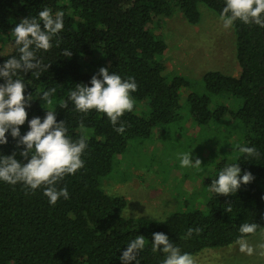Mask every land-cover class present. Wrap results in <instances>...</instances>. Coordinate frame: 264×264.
Instances as JSON below:
<instances>
[{
    "label": "trees",
    "instance_id": "16d2710c",
    "mask_svg": "<svg viewBox=\"0 0 264 264\" xmlns=\"http://www.w3.org/2000/svg\"><path fill=\"white\" fill-rule=\"evenodd\" d=\"M198 4L220 16L225 0H0V35L12 44L0 55V64L18 56L11 33L20 20L37 17L45 7L53 14L64 13L59 46L54 39L52 49L37 53L44 64H50L47 71L39 79L30 72L16 78L26 84L25 95L55 89L51 107L57 122L65 121L73 140L83 135L88 143L82 156L85 166L57 184V188L67 187L69 198L61 197L54 206L43 189L33 193L22 184L0 181V264H122V252L138 235L145 237V248L136 257L139 264H162L165 255L152 251L153 233H164L182 253L194 255L238 242L242 223H257L256 233L264 228V28L255 24L236 21L231 27L238 75L206 71L203 92L190 91L184 99L187 114L196 125L222 127L228 116L230 124L224 130L227 136H234L230 158L213 162L211 172L201 180L202 204L195 206L189 200L184 208L169 212L163 219L147 221L124 217V197L102 188L114 158L125 152L129 140L159 138L166 125L182 121L180 89L189 81L183 75L165 72L166 44L154 27L174 9L189 24L197 23ZM65 50L71 55L65 56ZM93 55L97 57L92 59ZM96 67H108L109 73L115 72L122 79L133 77L138 84L132 93L134 110L121 117L126 125L123 134L114 131L108 118L95 110L84 117L70 101L66 109L59 108L76 84L91 86L90 79L99 70ZM47 108L38 97L33 99L26 108L27 119L43 120ZM28 130L26 121L20 134ZM6 136L8 143L0 145V155L16 152V159L26 163L19 155L23 146L17 148L10 133ZM238 146H254L259 158L246 157ZM234 163L241 168V175L251 172L253 181L232 195L213 193L212 181L220 170ZM189 228L202 231L186 239Z\"/></svg>",
    "mask_w": 264,
    "mask_h": 264
},
{
    "label": "clouds",
    "instance_id": "9594fccd",
    "mask_svg": "<svg viewBox=\"0 0 264 264\" xmlns=\"http://www.w3.org/2000/svg\"><path fill=\"white\" fill-rule=\"evenodd\" d=\"M220 20L225 29L234 26L236 21L243 24H255L264 28V0H225ZM64 29V13L57 11L53 14L48 7L38 12L37 17L24 18L17 23L11 35L18 56H11L3 64H0V145L8 143L6 133L16 140L17 148L23 146L19 155L26 163L16 159V152L11 155H0V181L15 186L22 184L29 192L43 189V195L48 198L50 205L54 206L62 197L69 198L67 187L57 188V184L63 181L65 176L74 175L85 166L82 159L88 148L87 137L81 135L73 140L68 135V128L64 120L57 122L56 111L53 105L52 93L55 89L43 91L42 94L33 96L25 95L26 84L16 78L19 73L25 75L29 72L37 79L41 73L47 71L50 64H44L37 56L38 52H48L60 44L59 33ZM65 56L71 52L65 50ZM98 76L100 78H98ZM90 85L76 84L75 90L70 91L68 98L59 104V108L66 109L69 101L74 105V110L86 117L95 110L104 114L114 131L123 134L126 125L121 121L125 113L134 110L135 100L132 93L138 90V84L133 77L122 79L115 72L109 73L108 67H101L97 74L90 79ZM39 98L48 106L43 120L33 117L28 120L26 108L31 106V101ZM27 121L28 131L21 135L20 127ZM83 128V123L81 122ZM240 153L249 158H259V151L253 147L238 146ZM191 152L179 154L181 167L199 168L201 160L190 158ZM237 163L225 166L219 171L218 177L212 181L210 190L218 195L228 196L235 194L241 185H247L253 181L251 172L244 171ZM231 210L230 208L228 209ZM257 223H242L239 226L238 239L240 251L253 254L251 247L245 239L256 233ZM200 228H189L185 238H191L195 232L199 234ZM152 251L162 252L165 258L162 264H195L194 258L189 253H182L180 248L164 233H153L151 240ZM264 248V245H261ZM145 248V237L138 235L131 240L122 252L120 260L122 264H131L136 261L140 251Z\"/></svg>",
    "mask_w": 264,
    "mask_h": 264
},
{
    "label": "rangeland",
    "instance_id": "374dc122",
    "mask_svg": "<svg viewBox=\"0 0 264 264\" xmlns=\"http://www.w3.org/2000/svg\"><path fill=\"white\" fill-rule=\"evenodd\" d=\"M198 10L200 16L195 24L186 22L182 13L174 9L170 17L161 18L162 23L154 27L166 44L165 72L185 76L189 85L180 89V124L166 125L159 138L129 140L125 152L114 158L112 170L102 180L104 191L124 197V217L159 220L173 210L184 208L189 200L193 202L190 204L200 206L205 198L201 180L211 172L213 162L221 157L230 158L234 136H227L224 130L230 124L229 117H225L222 127L215 128L212 124L199 127L189 118L184 102L188 92H203L202 75L206 71L235 76L239 73L232 28L225 29L220 16L203 4H198ZM11 47L10 40L0 35V55ZM96 57L93 55L92 59ZM140 108L145 113V108ZM188 152L193 162L197 158L201 160L199 168L181 167L179 154ZM245 239L254 249L251 255L241 252L236 242L203 249L191 256L195 264H264L261 247L264 228Z\"/></svg>",
    "mask_w": 264,
    "mask_h": 264
}]
</instances>
